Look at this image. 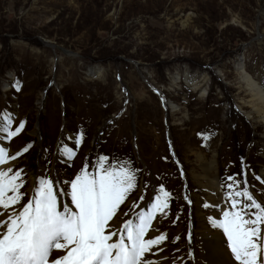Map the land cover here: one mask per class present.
Returning a JSON list of instances; mask_svg holds the SVG:
<instances>
[{
  "label": "rangeland",
  "instance_id": "374dc122",
  "mask_svg": "<svg viewBox=\"0 0 264 264\" xmlns=\"http://www.w3.org/2000/svg\"><path fill=\"white\" fill-rule=\"evenodd\" d=\"M243 73L264 90V0H0V129L23 124L0 130L16 157L0 170L21 173V205L36 170L33 191L59 181L75 210L70 182L85 167L126 164L136 186L108 231L163 187L169 206L146 238L165 235L169 264H193L197 233H215L235 185L264 204V123Z\"/></svg>",
  "mask_w": 264,
  "mask_h": 264
},
{
  "label": "snow or ice",
  "instance_id": "6c2138e0",
  "mask_svg": "<svg viewBox=\"0 0 264 264\" xmlns=\"http://www.w3.org/2000/svg\"><path fill=\"white\" fill-rule=\"evenodd\" d=\"M22 128L20 124L14 131L8 127L0 130L14 137ZM15 158L0 148V165ZM106 163L107 158L100 157L97 172L90 174L85 167L70 182L75 210L58 202L62 193L55 185L59 181L49 178H41L32 197L21 205V173L0 170V216L7 214L0 219V264H155L148 254L166 236H146L157 214H165L170 193L161 187V195L155 197L149 211L138 214L136 222L127 220L119 233L108 231L109 222L135 188L136 177L126 164L106 167ZM228 179L235 185L233 177ZM228 187L233 189V185ZM228 198L231 210L212 223L223 230L238 264H264V204L247 188L239 190V185ZM16 205L21 206L17 209Z\"/></svg>",
  "mask_w": 264,
  "mask_h": 264
},
{
  "label": "bare ground",
  "instance_id": "6f19581e",
  "mask_svg": "<svg viewBox=\"0 0 264 264\" xmlns=\"http://www.w3.org/2000/svg\"><path fill=\"white\" fill-rule=\"evenodd\" d=\"M237 67L241 69V63H239V66ZM90 73L94 75L95 70L91 69ZM178 79L179 77H177V79L175 80L178 81ZM184 81L189 86V88L193 90H201V91L203 90V92L205 91V89L201 88L197 80V77H195L194 75L190 76L186 74L184 76ZM241 83L243 86L247 87V89L250 90L251 92L250 95H252L251 100H250L252 111L249 113L255 112L257 116L262 118L263 120L262 123H264V97L260 95V92L264 93L263 87L261 85H258L249 76L247 75L244 76V73L241 79ZM172 107H174V105H172ZM0 169H3V168H0ZM29 174H30V185H31L29 187V191L31 192L30 196H32L34 192L33 187H34L35 179L37 178L36 170H31ZM214 184L216 186L215 181H214ZM55 187L59 193H62L58 195V202L61 205L67 204L69 206L70 204L68 203V200H67L68 195L66 192L63 191L60 183H58ZM133 216L131 215L130 217H133ZM5 218H6V215L0 216V219H5ZM125 222L126 220L122 222V225ZM119 232H120V229H118V233ZM118 238H119L118 235L114 236L113 242L117 241ZM194 247L195 248L193 249L194 251L191 257V261L193 262V264H238L235 258H233V255L229 252L227 245H226V241L221 235L220 228H217L215 233L213 234H210V232L205 229L200 230L196 235V241L194 243ZM148 256L152 261L155 262V264H169V260H170L169 251L164 250V249L161 250L160 247L158 246L154 247L152 249V252L149 253Z\"/></svg>",
  "mask_w": 264,
  "mask_h": 264
},
{
  "label": "water",
  "instance_id": "95a60500",
  "mask_svg": "<svg viewBox=\"0 0 264 264\" xmlns=\"http://www.w3.org/2000/svg\"><path fill=\"white\" fill-rule=\"evenodd\" d=\"M64 50V49H63ZM147 203H148V201L147 202H145L144 204H143V206L142 207H145L146 205H147Z\"/></svg>",
  "mask_w": 264,
  "mask_h": 264
}]
</instances>
